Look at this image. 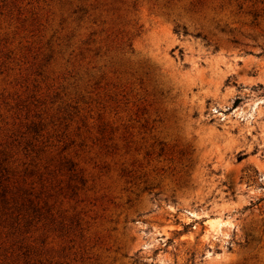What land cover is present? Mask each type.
Returning a JSON list of instances; mask_svg holds the SVG:
<instances>
[{"label":"rangeland","instance_id":"obj_1","mask_svg":"<svg viewBox=\"0 0 264 264\" xmlns=\"http://www.w3.org/2000/svg\"><path fill=\"white\" fill-rule=\"evenodd\" d=\"M0 264H264V0H0Z\"/></svg>","mask_w":264,"mask_h":264},{"label":"bare ground","instance_id":"obj_2","mask_svg":"<svg viewBox=\"0 0 264 264\" xmlns=\"http://www.w3.org/2000/svg\"><path fill=\"white\" fill-rule=\"evenodd\" d=\"M210 227L212 229H219L222 225L221 219L220 218H213L209 220Z\"/></svg>","mask_w":264,"mask_h":264}]
</instances>
